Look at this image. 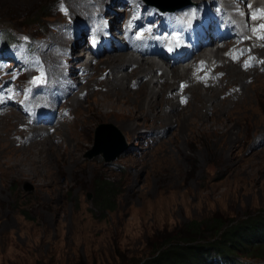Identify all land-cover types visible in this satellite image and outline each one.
Segmentation results:
<instances>
[{
  "label": "rangeland",
  "instance_id": "374dc122",
  "mask_svg": "<svg viewBox=\"0 0 264 264\" xmlns=\"http://www.w3.org/2000/svg\"><path fill=\"white\" fill-rule=\"evenodd\" d=\"M106 1L112 0H0V35L3 32L8 46L23 45L21 54L34 46L27 67L21 62L15 67H21L26 74L34 72L28 77L30 81L38 78L37 71L45 72L48 79L65 71L68 77L79 80L78 93L85 94L83 99L67 102L65 106L72 112L54 132L51 128L26 129L21 113L9 107L6 114L0 115V264H133L148 255L156 236L182 229L191 221L217 216L229 221L264 212L262 61L253 65L255 61L250 58L252 68L243 70L249 73L238 77H229L224 67L221 86L208 91L217 94L213 97L205 94L206 88L201 86V95L195 87L189 88V102L178 107V98L165 93L164 98H173L176 104L178 110L174 112L164 107L141 113L146 108L141 101L146 100L143 97L147 89H137L128 81V109L138 112L136 121L145 124L129 131L121 127L120 121L96 119L90 123L87 117V127L80 126V119L94 103L92 93L111 92L105 83L109 75L104 73L106 65L91 72L85 71V66L90 63L94 67L101 59L134 58L128 53L101 58L86 53L82 57L81 51H86L85 33L78 31L73 39V32L70 36L65 32L72 24L80 23L77 16L86 15L93 22L97 12H103L101 9H106L102 17L110 21L114 17L112 10L124 14L116 5L104 4ZM189 1L196 4L201 0ZM94 7L99 10L92 14ZM67 15L72 18L67 19ZM242 47L250 50L254 44ZM242 47L239 54L244 52ZM31 62L36 66L31 67ZM152 62L166 72L186 68L168 67L159 60ZM240 63L244 67L242 59ZM233 65L231 72L241 69L240 64ZM155 69L151 73L153 83H157ZM129 70H116L115 76L119 78ZM14 72L16 69L11 73ZM24 72H17L14 78H23ZM196 77L206 80L208 76ZM172 81L177 92L179 78ZM30 99L21 96L12 99L10 105L21 111L25 103L37 102ZM167 116L172 125L166 122ZM101 124L115 126L129 147L124 156L108 164L101 156L89 158L95 149V131ZM74 133L81 145L71 139ZM98 173L124 186L114 212L101 214L93 207L92 199L87 200V194H91L89 182ZM23 182H29L34 190L25 192ZM20 210L26 211L28 217L22 216ZM238 261L264 264V260L249 257Z\"/></svg>",
  "mask_w": 264,
  "mask_h": 264
},
{
  "label": "trees",
  "instance_id": "16d2710c",
  "mask_svg": "<svg viewBox=\"0 0 264 264\" xmlns=\"http://www.w3.org/2000/svg\"><path fill=\"white\" fill-rule=\"evenodd\" d=\"M123 187L102 173L93 175L88 188L95 210L114 212ZM20 213L28 217L26 211ZM155 238L148 255L133 264H240V257L264 260V212L229 221L218 216L191 221Z\"/></svg>",
  "mask_w": 264,
  "mask_h": 264
},
{
  "label": "bare ground",
  "instance_id": "6f19581e",
  "mask_svg": "<svg viewBox=\"0 0 264 264\" xmlns=\"http://www.w3.org/2000/svg\"><path fill=\"white\" fill-rule=\"evenodd\" d=\"M163 1L164 2H174V1H177V0H163ZM258 2L259 1H255V2H253V4L258 3ZM108 11L109 10H107V12ZM104 17H106V16H104ZM118 20H119V16H114L113 20L110 21L112 23V26H115L116 24H118L119 23ZM77 40H79V39H77ZM241 47L239 49H241ZM243 50H244V48H243ZM263 52H264V49L256 48V49H254L253 52L250 51L248 53L247 59L250 60V58L253 57V60L255 61V63H253V65H259L258 62L262 61L263 63L261 65H259L260 69H261V68L264 67V58L261 57V54H263ZM86 53H87L86 51H81V56L85 57ZM223 55L224 54H222V56H221L218 51H216L214 53V56H213L214 68L212 67V69H210L209 71H208V68L206 69L208 71L209 77H208V79L206 78V80L204 82H200L199 84L191 83L193 81V79H192L191 73H189L188 69H183L181 71H179L177 69H174V70H171L169 72L161 71V68L158 67L159 65H156L154 62H152V61L147 62V61H144V60H138L135 57L134 58L133 57H129L128 58L126 56H122V57H118V59L117 58H113V59L109 58L107 60H102L101 59V60H98L95 63L93 61V63L96 65L94 67H92L90 65V63H88V66H85V68H86L85 71L88 70V72L97 71L101 65H106V69H105L104 73L105 72H109V75H108L105 83L108 84V86L111 87V92H106V94H105V92H104V94L102 92H94V93H92L94 95V97H95L94 98V103L88 107V110L85 112V115H84L82 121L80 119V122H81L80 126L87 127V125L85 124V121H86L87 117L89 118L90 123L93 122L96 119L120 121L121 124H122L121 127L122 128L125 127L129 131H132L135 128L137 129L142 124H145L144 121H142L141 123H138L140 121H138V122L136 121V119L138 118L137 117L138 116V114H137L138 112L137 113L134 112L133 108L130 109V110L128 109V104L129 103H128L127 100H128V95L130 93H128V91H127V88L129 86L126 85V84H129L130 81H131L130 84L133 83V86L137 85V87H138L137 89H139V88H146L147 89V91L145 90L146 93L144 92L145 93L144 97L142 96L146 100L145 101L144 100L141 101L143 103L141 105L142 106L143 105L146 106L147 109L145 108L142 112L140 110L141 113H144L145 111H148V110H151V109H154V108L163 109L164 107H168L169 110L172 111V112L178 110L177 107H175L176 104L173 102V98L172 97H171L172 99H167V98L165 99L164 98V94L165 93H168V92H171L173 94L176 93V91H174L175 88L173 89V85L170 84L171 83L170 80H174V82H175V80L178 79V78H179V81L177 83V88L179 86L184 85L185 83H187L188 85L185 86V88L182 91L181 95L176 94L174 96V98H176L178 96L187 95V90L189 88H193V87H195L196 90L198 89L197 93H199L198 95H201V89L199 88L200 86L203 87V88H206V89H203V90L205 91V94H209L210 93L209 97H213V95L216 96L217 94H215L213 92H208V91L214 90V89H216V87L221 86V84H222V82L224 80V77H225V74H223L222 71H221V70H223L224 67L225 68L227 67L226 72L229 74V77H238L239 75L242 76V75H245V74L249 73V72L247 73L246 71H243L244 69H246V67H243L242 64L240 63V61L233 62L230 58L224 57ZM250 62H252V61L250 60ZM233 64H240L239 67L241 69L238 68L237 70H234V71L232 70L233 72H231L230 71L231 69H229V68L234 67ZM135 65H136V67H135ZM252 66H251V68H252ZM103 68H105V67H103ZM247 68H249V67H247ZM128 69H130L129 73L125 72L119 78L117 76H115V71L116 70L128 71ZM154 69L156 70L155 73H154V76L156 75V78H157V83L155 82L156 84L153 83L152 80H151V77L153 76V75H151V73L154 71ZM158 71H161L159 77H158V75H159ZM218 74L221 75V77L219 79L217 78ZM145 77L148 78V79L146 78L147 79L146 81L144 80ZM79 78L80 77H78L77 79H79ZM160 79H162V82L158 81ZM77 81L79 82V80H77ZM128 81H129V83H128ZM97 84H99V83H97ZM100 85L101 84L97 85V87L98 86L100 87ZM158 85H159V87H158ZM77 89H78V86H77ZM131 90H132V88H131ZM136 93H138V92H136ZM98 94H99V96H98ZM100 94H103V95H100ZM33 99H35L37 101V102H33V105H35V104L40 105L41 99H39V98H31L30 100L32 101ZM135 100H137V99H135ZM207 102H209V101H207ZM179 104H180V102L177 101L178 107H179ZM78 105H80V104L78 103ZM138 106H139V104H138ZM8 109L9 108L6 107V112H8ZM174 116L175 115L173 113L172 117L174 118ZM146 117H148V116H146ZM161 119L163 120V117H161ZM83 120H84V122H83ZM168 120H170V116H167L166 122H168V125H172L173 122L171 121V124H169L170 122ZM70 122H71V120H70ZM5 127H6V125H5ZM32 129L33 130L34 129L43 130L42 128H32ZM34 133H37V131L34 132ZM76 135L77 134H75V133L72 134L71 135V139H73L74 142L76 141L77 145H81V141L76 139V137H75ZM76 143H75V145H76ZM26 159H27V157H26Z\"/></svg>",
  "mask_w": 264,
  "mask_h": 264
},
{
  "label": "water",
  "instance_id": "95a60500",
  "mask_svg": "<svg viewBox=\"0 0 264 264\" xmlns=\"http://www.w3.org/2000/svg\"><path fill=\"white\" fill-rule=\"evenodd\" d=\"M144 1L147 6L156 7L163 12L175 11L190 5L189 0H177L174 2H163V0ZM94 145L95 149L89 154V158L101 156L105 164L114 162L116 159L124 156L129 149L121 132L111 124H101L98 126L95 131ZM258 149H260V147L252 151ZM23 190L25 192H31L34 188L29 182H23ZM86 197L87 200L90 201L91 194H87Z\"/></svg>",
  "mask_w": 264,
  "mask_h": 264
}]
</instances>
